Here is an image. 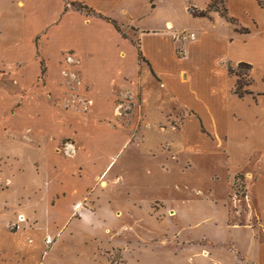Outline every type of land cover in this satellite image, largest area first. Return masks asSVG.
Masks as SVG:
<instances>
[{"label": "rangeland", "instance_id": "374dc122", "mask_svg": "<svg viewBox=\"0 0 264 264\" xmlns=\"http://www.w3.org/2000/svg\"><path fill=\"white\" fill-rule=\"evenodd\" d=\"M64 2L66 9L72 8L70 0ZM258 4L264 8V0ZM191 5L202 8L204 0H120L104 14L118 21V29L110 24L136 52L138 31L167 28L175 33L176 55L181 56V42L197 40L198 30L210 26L186 13L185 8L190 13ZM225 6L226 0H216L208 15L224 18ZM22 18L20 8L10 0H0V34L4 28L19 33ZM217 29L227 31L226 27ZM37 55L44 64L45 57ZM76 60L73 52L62 55L64 94L50 90L43 100L56 112L53 119L60 122L61 131L40 136L25 129L16 135L9 132L8 125L0 131V264H222L227 253L224 249L230 247L220 245L228 241L225 224L236 221L234 210L239 208V221L245 222L246 205L234 202L243 193L249 175L244 169L232 174L237 160L229 158L227 149H219L216 122L203 120L200 126L193 109L176 102L141 58L142 72L135 83L126 86L125 93L116 94L112 113L93 116L90 100L79 90V76L67 72ZM225 62L220 64L226 69ZM230 67L250 83L247 88L264 92V70L255 78L252 68L236 69L233 63ZM228 80L231 95L225 105L234 108L236 77ZM137 86L140 91L135 90ZM3 88L13 95L9 85ZM14 110L2 111L3 118L10 119L9 111ZM204 117L209 119L207 114ZM90 122L96 124L87 125ZM99 123L118 131L123 139L128 136V142L117 149V137L108 136L104 128L98 130ZM95 135L102 142L98 160L102 163L104 157H110L111 162L106 170L96 171L94 186L84 194L82 210L90 217L80 221L82 216L76 213L61 228L66 214L56 213L57 206H51L54 197L47 199L40 193L41 170L53 178L65 171L80 177L85 171L93 174L98 167L93 166V146L82 154L84 167L75 162L72 169L70 160L77 157L83 140ZM43 140L48 147L32 153L29 169L7 157L12 146L25 151L26 144L39 145Z\"/></svg>", "mask_w": 264, "mask_h": 264}, {"label": "crops", "instance_id": "0c3cea01", "mask_svg": "<svg viewBox=\"0 0 264 264\" xmlns=\"http://www.w3.org/2000/svg\"><path fill=\"white\" fill-rule=\"evenodd\" d=\"M64 1L10 0L21 9L24 18L22 30L14 32L18 34L17 37L11 28H4V34L3 31L0 34L3 39L0 41V131L5 125L11 129L9 132L16 135L25 129L31 135L40 136L61 131V124H57L60 122L53 119L56 112L43 100L49 96L50 90L56 95L64 94V63L60 60L66 52H73L77 59L67 72L79 76V90L83 89V94L90 100V114L93 116L110 115L116 94L125 93L126 86L135 83L138 72H142L138 52L123 34L115 31L104 20L105 17L111 18L104 13L108 14L112 4L120 0H70L81 2L96 14H86L73 7L66 9ZM206 2L209 0H204L202 8L193 7L205 10L208 5ZM258 3L259 0H226V16L234 23L227 22L217 14L209 16L211 18L192 17L185 8L191 18L205 20L210 26L209 29L194 33L197 40L184 44L181 42V56L176 55L178 42L175 33L169 29L158 32L140 30L137 33L139 52L147 71L157 77L161 87L176 102L193 109L200 126L203 120L216 122L219 149H227L229 158L233 156L237 160L233 175L240 170H248L244 191L234 202L246 205L245 222L239 221L242 216L239 208L234 210L236 221L225 224L228 241L220 245L223 247L227 244L230 247L224 249L227 253L222 264L225 261H230V264H264V92L258 91L259 88L256 92L248 88L252 95L242 98L232 95L237 106H226L225 99L231 95L228 91L229 76L220 64L223 60L230 65L249 64L256 70L255 78L264 70V8ZM97 13L102 17H98ZM218 26L226 27L227 31L222 33V30L217 29ZM235 29H246L248 32L241 34ZM38 53L45 57L44 64ZM3 85H9L13 95L6 94L8 88H3ZM139 89L137 86L135 90ZM11 109L15 110L9 111L10 119L3 118L2 111ZM205 114L209 119L204 117ZM94 123L87 125L93 126ZM103 128L108 136L112 133L117 137L114 142L117 149L128 142V136L123 139L118 131L108 128L107 124H100L98 130ZM87 140L91 141L86 143ZM83 141L75 154L77 157L70 160L72 169L77 162L84 167L85 157L82 154L93 146V166L98 165L93 174L85 171L80 177L65 171L53 178L48 176L47 170H41L43 191L40 193H44L47 199L54 197L51 206H57L56 213L66 214V219L61 221V228L68 220L72 221L76 213L82 216L80 221L90 217L88 212L82 210L84 194L94 186L92 177L96 171L106 170L111 162L110 157H104L102 163L97 158L101 156L100 137L89 136ZM25 147V151H17L12 146L13 150L8 149L7 157H11L17 165L28 168L34 159L32 153L46 150L48 144L43 140L39 145L26 144ZM237 149H240L239 153Z\"/></svg>", "mask_w": 264, "mask_h": 264}, {"label": "trees", "instance_id": "16d2710c", "mask_svg": "<svg viewBox=\"0 0 264 264\" xmlns=\"http://www.w3.org/2000/svg\"><path fill=\"white\" fill-rule=\"evenodd\" d=\"M215 3H216V0H211L210 3L207 5L205 10H199V9L193 7V6H189L188 10L190 11V14H191L192 17L210 18L208 13L211 11V8L214 7ZM71 6L74 9H76L78 11H82V12H84L86 14H96L93 9H91L88 6H86V5L82 4V3H79V2H71ZM97 15H98V17H102L101 14L97 13ZM224 19L227 22L232 23V20L229 19L226 15L224 16ZM104 20L109 22V23H111L116 29H118L117 26L119 25V23L116 20H113V19L108 18V17H105ZM235 31L238 32V33H241V34H245V33L248 32L246 29H235ZM139 58L143 59L140 56V53L138 51V59ZM237 68L238 69L245 68L246 71H247L251 67H250L249 64H246V63H238L236 65V69ZM226 71H227L228 76H235L236 77V80H235L234 85H233V94L234 95H236L238 98H242V97H244L246 95H252V92L247 88L250 85V83L249 82H245L243 79H241L240 75L236 74L234 72V70L230 67L229 64L226 65ZM199 122H200V120H199Z\"/></svg>", "mask_w": 264, "mask_h": 264}, {"label": "built area", "instance_id": "2783aa9c", "mask_svg": "<svg viewBox=\"0 0 264 264\" xmlns=\"http://www.w3.org/2000/svg\"><path fill=\"white\" fill-rule=\"evenodd\" d=\"M189 38H190V39H193V38H194V34H190V35H189ZM48 241H50V240L48 239Z\"/></svg>", "mask_w": 264, "mask_h": 264}, {"label": "bare ground", "instance_id": "6f19581e", "mask_svg": "<svg viewBox=\"0 0 264 264\" xmlns=\"http://www.w3.org/2000/svg\"><path fill=\"white\" fill-rule=\"evenodd\" d=\"M170 25L169 24H167V27H169Z\"/></svg>", "mask_w": 264, "mask_h": 264}]
</instances>
